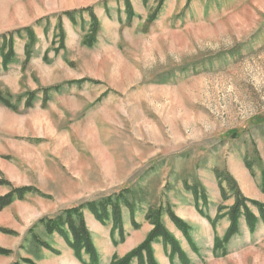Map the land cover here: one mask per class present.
Segmentation results:
<instances>
[{
    "label": "rangeland",
    "instance_id": "obj_1",
    "mask_svg": "<svg viewBox=\"0 0 264 264\" xmlns=\"http://www.w3.org/2000/svg\"><path fill=\"white\" fill-rule=\"evenodd\" d=\"M129 2L132 23L125 0H0V93L18 110L0 103V180L50 198L28 194L0 213V229L17 233H0L12 251L0 264H84L46 228L70 209L83 215L100 264H112L146 241L158 208L185 257L172 259L160 239L158 264H264V0ZM91 16L99 30L89 47ZM26 28L36 35L32 57L27 32L15 34L4 68L3 37ZM83 79L91 82L71 83ZM59 86L46 101L43 92ZM237 201L258 223L252 233L239 217L238 233L215 253ZM92 202L107 206L104 224ZM115 206L123 233L112 237Z\"/></svg>",
    "mask_w": 264,
    "mask_h": 264
},
{
    "label": "trees",
    "instance_id": "obj_2",
    "mask_svg": "<svg viewBox=\"0 0 264 264\" xmlns=\"http://www.w3.org/2000/svg\"><path fill=\"white\" fill-rule=\"evenodd\" d=\"M107 4V2H105V5ZM125 8H126V13H127V20L129 23H132L135 14L134 11L132 9V5L131 2H129V0H125ZM90 8H87L85 10L80 11V14H83L82 12L88 10ZM160 12V10H158V13ZM66 15H68V17L71 18L72 23H74V17L72 15V13H65ZM73 17V18H72ZM92 17V16H91ZM92 20V33L86 38V44L89 47H92L93 45H95L97 43V34H98V30H99V23L98 20L93 16L91 18ZM155 21V17H151V19L149 20V24H152ZM59 32H60V39H61V43L62 45L64 44V39H65V33H64V29H63V23L62 20H59ZM26 31L27 32V38H28V44L26 46V57L27 62H29V59L32 57V48L34 47V44L36 43V35L35 33L32 31L31 28H26L23 30H19L16 31L14 33H9L7 35H5L3 37V49H4V53L5 50H7V52L5 54H3V65L4 68L7 67V65L9 64V62L12 60V58L15 56L14 53V35H20L21 32ZM63 47V46H62ZM47 56V55H46ZM87 82H91V80H87V79H83L81 81H75V82H71L72 84H77V85H84ZM62 87H55V88H50L45 90L44 93V97L46 101H49V96L48 93H50L51 91H60ZM0 103L2 105H4L6 108L13 110L15 112H17V108L8 100H6L3 96V94L0 93ZM29 107V106H28ZM0 186H4L10 189L9 193L6 194L5 196H1L0 197V213L3 212L4 210H6L7 208H9L10 206H12L14 203H16L17 201H24L26 199V195L28 194H33V195H38L41 198H46V199H50L49 196H46L45 194H43L40 190H38L35 187H14L11 182H9L6 179H2L0 180ZM195 190V195L198 196V192L197 189L194 188ZM203 200H206L203 199ZM101 203H97V202H92L89 203L87 206L89 207V210L91 213L94 214V216L96 217L97 220H99L101 223H105L109 220L108 214H107V206L104 205L102 206V212H100L101 207L100 205ZM245 204H243L241 201H237L236 205L232 208L231 210V217L233 219V225H232V229L228 232V234H226V236L224 237V239H217L215 242V253H218L219 251L224 249V245L234 236L238 233V218L241 217L242 215H244L245 220L248 224V227L250 229V231L253 233L255 230V226L258 223V219L256 217H254V215L246 208H244ZM200 208L199 206H197V209ZM260 214L261 216V220L264 221V207H260L259 208ZM164 210H162L161 208L155 209V210H151L149 211L148 215H147V219L148 221H150L152 223V225L154 226L153 231L148 235L146 241L136 250H134L133 252H131L130 254H128L124 259L118 260V258L114 259L112 264H131L132 261L137 260L138 264H158L155 259H154V251H153V243L157 242L158 240H162L164 245L167 248H170L171 250V254L170 257L173 259L174 256H179V258L184 259V253L182 252V249L180 247V244L178 243V241L167 231V229L165 228V226L162 223L161 217L163 214ZM67 216L66 220L63 221V219L60 217L58 219H52V220H48L46 222V228L48 233H54V232H59L63 238L68 242L69 241V245L70 248L73 250V252L75 253V256L77 257V259L84 263V264H100V260H99V254L97 252V249L91 239V236L89 234L88 228H87V224L85 222V219L83 217V215H81V213L79 212V209H70L67 210L66 212H64ZM134 212H132L133 215ZM79 214L81 215L80 217V222L79 224H76L73 220V217ZM171 219V221L175 224V226L177 227V229L179 231H181L183 233V235L187 238V240L192 243L191 237L189 235V231H190V227L180 218H178L174 213L172 212H168L167 213ZM112 220L114 223V227L112 229V237L115 236V232L121 228V211L118 210L117 206L113 207V211H112ZM45 220H41V223H44ZM63 225H65V227L67 228L68 231L71 232L72 234V240L70 241L69 237H68V233L65 232ZM120 233L122 234L123 231L121 229ZM31 232V231H30ZM0 233L5 234V235H12V236H17V233L11 230H7V229H0ZM33 238H35V240L37 239V237L34 235ZM113 242L117 245L118 242L115 241V239L113 238ZM225 253V252H224ZM12 255V251L2 248L0 247V256H10ZM84 255H87L89 257V261L85 262L84 261ZM14 264H36L34 263L32 260L30 259H24L18 263H14Z\"/></svg>",
    "mask_w": 264,
    "mask_h": 264
},
{
    "label": "crops",
    "instance_id": "obj_3",
    "mask_svg": "<svg viewBox=\"0 0 264 264\" xmlns=\"http://www.w3.org/2000/svg\"><path fill=\"white\" fill-rule=\"evenodd\" d=\"M3 188H4V189H6V190H7V192H9V189H8L7 187H3ZM7 192H6V193H7ZM6 193H4V194H6ZM4 194H1L0 196H3ZM12 206H13V205H12ZM12 206H11V207H12ZM1 235H2V234H1ZM4 236H5V235H4ZM16 238H19V236H18V237H16ZM21 242H22V241H21Z\"/></svg>",
    "mask_w": 264,
    "mask_h": 264
}]
</instances>
